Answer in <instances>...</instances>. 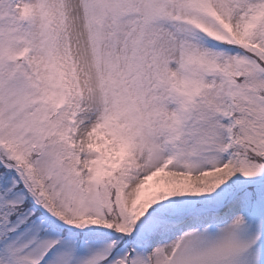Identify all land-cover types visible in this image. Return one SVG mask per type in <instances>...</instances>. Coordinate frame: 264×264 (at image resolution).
<instances>
[{
	"label": "snow or ice",
	"instance_id": "obj_1",
	"mask_svg": "<svg viewBox=\"0 0 264 264\" xmlns=\"http://www.w3.org/2000/svg\"><path fill=\"white\" fill-rule=\"evenodd\" d=\"M0 264H264V0H0Z\"/></svg>",
	"mask_w": 264,
	"mask_h": 264
}]
</instances>
